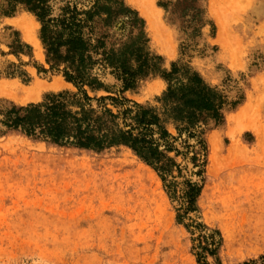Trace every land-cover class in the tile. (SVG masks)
Instances as JSON below:
<instances>
[{"label":"rangeland","instance_id":"374dc122","mask_svg":"<svg viewBox=\"0 0 264 264\" xmlns=\"http://www.w3.org/2000/svg\"><path fill=\"white\" fill-rule=\"evenodd\" d=\"M124 1L145 20L149 49L162 57L164 69L173 62L187 65L227 98L223 122L211 120L205 129L208 163L195 214L220 233L219 263L264 264V0H152L161 11V43L152 40L134 2ZM25 27L35 30L43 57L25 38ZM40 29L23 0H0L2 109L76 91L49 70ZM18 39L31 47V55L12 53ZM104 81L121 90L109 73ZM166 88L165 79L151 74L123 95L159 106ZM212 142L219 146L218 168L209 158ZM144 164L124 146L98 152L14 130L0 135V264H199L193 250L197 234L176 221L161 179ZM208 262L218 264L212 256Z\"/></svg>","mask_w":264,"mask_h":264},{"label":"trees","instance_id":"16d2710c","mask_svg":"<svg viewBox=\"0 0 264 264\" xmlns=\"http://www.w3.org/2000/svg\"><path fill=\"white\" fill-rule=\"evenodd\" d=\"M23 1L41 23L49 70L61 73L76 91L0 108V135L14 130L59 146L98 152L129 148L161 179L174 204L176 221L197 234L193 239L197 262L211 264L208 257L212 256L221 264L219 231L209 229L195 213L208 163L205 129L211 120L223 122L225 95L187 65L173 62L170 70L164 69L162 57L149 49L145 20L124 0H60L58 5L55 0ZM11 46L16 55H31V47L20 39ZM105 73L121 84V90L105 83ZM151 74L167 82L159 106L123 95ZM90 92L108 95L92 97Z\"/></svg>","mask_w":264,"mask_h":264},{"label":"bare ground","instance_id":"6f19581e","mask_svg":"<svg viewBox=\"0 0 264 264\" xmlns=\"http://www.w3.org/2000/svg\"><path fill=\"white\" fill-rule=\"evenodd\" d=\"M133 2H134V4L137 6V9H139L140 10V12H141V14L144 16V18L146 19V21H147V25H148V31L150 32V35H151V37H152V40H154L155 42H160L161 40H163L164 39V36H163V34H162V30H164V28L162 29V20H161V11L158 9V8H156L155 7V5L153 4V1L152 0H132ZM210 1H212V0H210ZM214 1V0H213ZM212 3H214V2H212ZM212 3H211V5H212ZM220 3V2H219ZM209 6H210V4H209ZM213 7H214V4H213ZM216 7H217V5H216ZM220 7H218V9H219ZM214 9H215V7H214ZM215 10L216 12H214V13H216L215 15L217 16V11H220V10ZM212 12V11H211ZM221 13V12H220ZM224 15V14H223ZM223 15H222V17H223ZM226 16H227V14H225ZM221 17V18H222ZM218 18H219V16H218ZM218 18H217V20H218ZM225 18V17H224ZM224 20V19H223ZM216 21V20H215ZM225 21V20H224ZM219 22L221 23V40H222V36L225 34V28H224V24L220 21V19H219ZM219 22H218V24H219ZM20 23V22H19ZM22 23H25V22H22ZM34 24V23H33ZM33 24H32V26H33ZM165 24V23H164ZM220 25V24H219ZM36 27H37V25H35ZM162 29V30H161ZM219 29H220V27H219ZM218 29V31L220 32V30ZM34 29L33 28H31V27H25L24 29H23V33H24V36H25V38L30 42V43H32L33 45H34V47L33 48H35L34 50H36V54L38 55V56H42V47H41V45H40V42H39V40L37 39V37H36V35H35V33H34ZM166 31H167V29H166ZM173 31V30H172ZM165 32V31H164ZM166 33H168V31L166 32ZM165 33V34H166ZM169 34V33H168ZM219 35V34H218ZM168 36V35H167ZM166 36V38L168 39V38H170L169 36L167 37ZM220 36V35H219ZM218 37V36H217ZM225 38V37H224ZM227 38V37H226ZM153 41V42H154ZM167 42V41H166ZM168 42H171L170 40H168ZM161 43V42H160ZM167 44V43H166ZM168 45V44H167ZM167 45H166V48H167ZM222 46H223V43L221 44ZM224 45H225V43H224ZM162 46H164V45H162ZM225 46H227V44L225 45ZM168 47H170V46H168ZM172 47V46H171ZM223 48H225V47H223ZM159 49V48H158ZM165 50V49H164ZM165 51H167V49L165 50ZM168 51H169V49H168ZM168 55H171V54H169V53H167ZM43 57V56H42ZM40 58V57H39ZM59 80V81H58ZM58 80H55L54 81V83H56V81H58V82H60V79H58ZM58 82H57V84H58ZM61 82L63 83L64 81H62L61 80ZM60 82V83H61ZM60 83H59V86H61L60 85ZM2 84V83H1ZM7 85H9V82H8V84ZM6 87V86H5ZM45 87V86H44ZM54 87H55V85H54ZM49 88V87H48ZM154 88V87H153ZM39 89V88H38ZM53 89V88H52ZM1 90V89H0ZM10 90V89H9ZM41 90V89H40ZM8 91V90H7ZM39 91V90H38ZM37 91V92H38ZM151 91V90H150ZM155 91V90H154ZM3 93H4V91H2ZM36 92V94H38ZM8 93V92H7ZM40 93V92H39ZM29 95V94H28ZM27 96V95H26ZM32 96V95H31ZM250 101V100H249ZM246 107H248V106H246ZM245 113L246 112H244V115H245ZM239 115V114H238ZM241 115H243V114H241ZM232 117V116H231ZM239 117V116H238ZM233 118V117H232ZM237 117H235V119H236ZM237 120V119H236ZM233 127V126H232ZM235 127V126H234ZM246 128V127H245ZM253 130H255V129H253ZM258 130V129H257ZM234 131V130H233ZM255 132H257L256 130H255ZM260 132V131H259ZM258 133V132H257ZM233 134V133H232ZM213 136H215L214 135V133L212 134ZM212 135H210V136H212ZM234 135V134H233ZM259 136V135H258ZM210 138V137H209ZM260 138V137H259ZM211 139V138H210ZM217 144L218 143H211L210 144V148H211V156L209 157L210 158V160L213 162L212 163V165L215 167V165H216V163L218 164V162H215V160H216V156L218 157L219 155L217 154V152H218V147H217ZM233 150V149H232ZM217 160H218V158H217ZM216 160V161H217ZM140 164V163H139ZM145 165V164H144ZM146 166V165H145ZM217 167L216 168H218L219 167V164L218 165H216ZM146 168V167H145ZM147 168H148V166H147ZM151 169V168H150ZM215 169V168H214ZM217 170V169H216ZM144 171V170H143ZM152 171V170H151ZM209 171H210V173H212V171L209 169ZM217 172V171H216ZM215 172V173H216ZM155 173V172H154ZM213 173H214V171H213ZM140 174V173H139ZM142 176V175H141ZM138 178V177H137ZM158 179H159V181H160V178L158 177ZM155 180V179H154ZM153 181V180H152ZM151 181V182H152ZM262 185H264V184H262ZM259 186V185H258ZM260 187V186H259ZM200 198H202V197H200Z\"/></svg>","mask_w":264,"mask_h":264}]
</instances>
